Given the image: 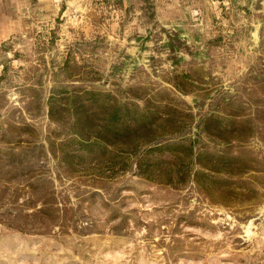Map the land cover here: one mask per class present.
I'll use <instances>...</instances> for the list:
<instances>
[{
	"label": "rangeland",
	"instance_id": "374dc122",
	"mask_svg": "<svg viewBox=\"0 0 264 264\" xmlns=\"http://www.w3.org/2000/svg\"><path fill=\"white\" fill-rule=\"evenodd\" d=\"M55 2L0 41V264H264V0Z\"/></svg>",
	"mask_w": 264,
	"mask_h": 264
},
{
	"label": "trees",
	"instance_id": "16d2710c",
	"mask_svg": "<svg viewBox=\"0 0 264 264\" xmlns=\"http://www.w3.org/2000/svg\"><path fill=\"white\" fill-rule=\"evenodd\" d=\"M81 97H78L80 99ZM93 108V107H92ZM98 108V107H97ZM104 121L102 122L100 136L97 135V142H111L112 140L123 141L129 138L133 134L144 133V130H149L154 124V117L148 111H143L139 114L133 110H136V105L134 108H126L119 105H110L106 102L104 107ZM91 109V108H90ZM93 110H89L86 105H79L71 107L70 115L75 124V135L76 138L81 142L84 141V136L87 135L90 130L88 128L90 125L85 126V123H90L92 120ZM54 112L53 105L50 104L49 113L52 115Z\"/></svg>",
	"mask_w": 264,
	"mask_h": 264
},
{
	"label": "crops",
	"instance_id": "0c3cea01",
	"mask_svg": "<svg viewBox=\"0 0 264 264\" xmlns=\"http://www.w3.org/2000/svg\"><path fill=\"white\" fill-rule=\"evenodd\" d=\"M56 0H0V41L15 33L28 10L51 9ZM23 18V19H22Z\"/></svg>",
	"mask_w": 264,
	"mask_h": 264
}]
</instances>
